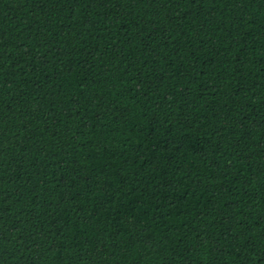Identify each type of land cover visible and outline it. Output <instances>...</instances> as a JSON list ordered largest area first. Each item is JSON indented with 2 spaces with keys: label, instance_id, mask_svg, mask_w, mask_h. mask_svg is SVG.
<instances>
[{
  "label": "trees",
  "instance_id": "16d2710c",
  "mask_svg": "<svg viewBox=\"0 0 264 264\" xmlns=\"http://www.w3.org/2000/svg\"><path fill=\"white\" fill-rule=\"evenodd\" d=\"M0 264H264V0H0Z\"/></svg>",
  "mask_w": 264,
  "mask_h": 264
}]
</instances>
